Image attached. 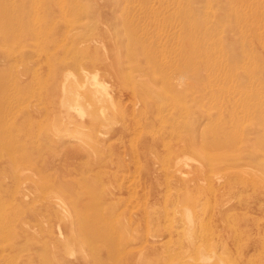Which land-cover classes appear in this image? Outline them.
I'll use <instances>...</instances> for the list:
<instances>
[{"label": "rangeland", "instance_id": "374dc122", "mask_svg": "<svg viewBox=\"0 0 264 264\" xmlns=\"http://www.w3.org/2000/svg\"><path fill=\"white\" fill-rule=\"evenodd\" d=\"M233 10L262 40L245 31L256 41L241 46ZM263 39L264 0H0V125L22 130L5 149L38 152L44 186L33 191L38 168L21 161L23 193L56 204L42 203L48 232H0V253L24 244L47 248V264H264ZM86 72L101 101L70 99L68 124L63 96ZM215 136L230 142L215 147ZM200 164L234 172L236 191L196 177Z\"/></svg>", "mask_w": 264, "mask_h": 264}, {"label": "bare ground", "instance_id": "6f19581e", "mask_svg": "<svg viewBox=\"0 0 264 264\" xmlns=\"http://www.w3.org/2000/svg\"><path fill=\"white\" fill-rule=\"evenodd\" d=\"M252 6L253 5H250L249 6V10H251L252 12H257V11H260L261 9L258 7V6H254L253 9H252ZM234 11V10H233ZM235 12V11H234ZM263 12V11H262ZM261 13V11L259 12ZM235 17L239 20V26H240V23L241 22H244L242 25L243 27L241 28V34H242V37H243V41L241 43V46L243 47L244 45L247 44L248 41H251V42H255L256 40H248V38L245 36V31H250V32H254L255 34V37L256 39H259V40H262V35H261V31L260 29L257 28V32L259 33L258 36H256V30H255V27L253 25V23H250L248 20H247V12L245 13H241L239 11H236L235 12ZM208 22V21H207ZM249 23V25H248ZM246 28V30H245ZM189 39L191 40L193 37H196L198 38L199 37V34H196V30H193V27L190 26V29H189ZM264 40V39H263ZM134 43V42H133ZM116 48V46H115ZM119 50V49H118ZM78 52V51H77ZM194 53V51H193ZM205 55H208V51H206ZM245 56H247V54H245ZM212 65V64H211ZM216 68V67H215ZM214 68V69H215ZM218 68V67H217ZM246 67H242L241 70H243L244 74H246V71L244 70ZM213 69V70H214ZM220 69V68H219ZM226 69V68H225ZM216 70V69H215ZM217 71V70H216ZM223 71H227V70H223ZM83 72V71H82ZM215 72V71H213ZM229 73V71H227ZM80 74V73H79ZM86 75H84L85 77L87 76V72L85 73ZM254 74L253 73H249L248 74V78L251 80L253 78ZM88 77V76H87ZM86 77V78H87ZM70 77L67 78V81H69ZM74 81V88H70L69 89V92L66 95V98H64L63 96V103H62V106L60 109H62V111L65 112V116H66V120H68V124L72 122V120H69V117L67 116L66 114V111L68 109L69 105L68 104V101H73V103H75L76 105L78 104V101L79 100H84L85 103L87 104L88 107H92V106H97L98 103L101 101L99 98H97L96 95H94L92 92H93V87H91V84L89 82H94V80H90L89 77L87 79V83H84V84H81L79 82V80L77 79H73ZM72 82V81H71ZM73 83V82H72ZM76 83V84H75ZM98 83V82H96ZM67 85H65V90H66V87ZM95 86V85H94ZM1 87H0V116L7 113V110H8V107H5V102L3 101V94L1 92ZM64 90V89H63ZM102 92V91H101ZM250 92V91H249ZM248 92V93H249ZM65 93V92H64ZM104 94V93H103ZM99 99V100H98ZM70 103V102H69ZM154 105V104H152ZM73 108V107H71ZM92 109V108H91ZM73 110V109H72ZM222 112L221 113H225V112H228V107H225L222 108ZM225 110V112H224ZM74 111V110H73ZM72 111V112H73ZM231 111V110H230ZM69 112V111H67ZM71 112V111H70ZM71 112V113H72ZM79 114V113H78ZM96 114V113H95ZM5 115H8V114H5ZM15 117H18V115H15V114H11ZM79 118V117H78ZM3 122V121H2ZM6 124L8 125L7 121H5ZM67 122V121H66ZM199 124V123H198ZM198 126V125H197ZM22 130H19V131H13L12 129H8V127L6 128V125L3 123V125H0V215H1V218H0V232L1 233H4V234H10L12 233L13 231H18L20 233V236H22L23 238L27 237L28 233H31L32 235H35V234H43L48 232L47 229L41 225V221H42V218L43 217H39L40 214L42 213L41 210H42V203H46L47 204V207H48V211H52L54 210L55 208V202H53L50 198H39L41 200H38V199H34L32 198L31 200L29 198H27V192L24 194L23 192L26 191L24 190L23 188V185L19 179V173H18V170L20 169L19 168V163H21V161L23 162H30V163H33L35 164V166H37L38 168V173H37V177H36L34 180H32V183H31V188L33 189V191H37L39 194L40 191H42V188L44 186V183H43V180L45 178H43L42 180L40 179L39 177V173L41 171H43L42 169H44V166L41 164L40 166H38L37 164L38 163V157H36V153L38 152H29V151H26L24 154H18L16 151L14 150H8L6 151V146L8 144H10L12 141H14V139H18L19 138V135L21 134ZM202 139V137H201ZM206 139V137H205ZM214 140L213 141H210L211 144H213V146L215 147H220L221 145H224V144H228L230 141H228V139L226 138H218L215 136L213 138ZM207 140V139H206ZM205 140V141H206ZM194 141V140H193ZM203 141V140H202ZM201 142V141H199ZM207 142V141H206ZM203 143V142H202ZM192 144V143H191ZM184 145V144H183ZM194 146V145H193ZM187 147V146H186ZM185 147V148H186ZM188 148V147H187ZM186 148V149H187ZM3 149H5L3 151ZM182 150V149H181ZM189 150V149H188ZM40 153V152H39ZM44 153V152H43ZM48 153V152H47ZM46 154V152H45ZM42 157H44L42 155ZM41 159V158H39ZM43 159V158H42ZM40 160L41 162L43 160ZM35 161V162H34ZM207 163V162H206ZM213 164V163H211ZM208 165V164H206ZM214 165V164H213ZM197 166V165H196ZM196 166L194 169H196ZM201 166V167H200ZM205 166V165H204ZM47 166H45L46 168ZM194 167V166H193ZM42 168V169H41ZM48 168V167H47ZM178 168V167H177ZM206 168V166L204 167ZM202 167V164H200L198 167H197V172L195 173L196 177L198 178H201V180H205L207 183V181H218L220 182V185H221V188L223 190H229L231 192L233 191H236L232 185H230L231 181H229L231 179V177H234L235 174L234 172L233 173H226L228 174L230 177L227 181L225 180V176L226 174H222V176H213L212 174H209L208 172H205L206 169H204ZM208 168V167H207ZM212 168V167H211ZM230 168V167H228ZM172 170V169H171ZM199 170V172H198ZM204 170V171H202ZM213 170V169H212ZM27 170H25L26 172ZM196 171V170H195ZM171 172V171H170ZM22 173V172H21ZM34 173V172H33ZM208 173V174H207ZM30 174V173H29ZM32 174V173H31ZM174 174V173H173ZM191 174V173H190ZM188 175V173H187ZM192 175V174H191ZM33 176V175H32ZM194 176V175H193ZM176 177V176H175ZM184 177V176H183ZM186 177V176H185ZM185 177H184V181H185ZM225 177V178H224ZM187 178V177H186ZM217 178V179H216ZM190 179H193V177L186 179L187 182L190 180ZM31 180V179H30ZM31 182V181H30ZM222 182V183H221ZM247 182V181H246ZM29 183V182H28ZM209 183V182H208ZM26 186V185H25ZM206 186V185H205ZM12 188V190H6V188ZM211 187V186H210ZM246 187V186H245ZM30 188V189H31ZM36 193V192H35ZM26 198V199H25ZM57 211L54 213L52 212L51 216L52 219H56L57 217ZM54 217V218H53ZM198 217V216H197ZM29 218V220L27 221V219ZM199 219V218H198ZM178 220V219H177ZM197 220V219H196ZM226 220V219H225ZM31 221H34V222H31ZM183 221V220H182ZM190 221V220H189ZM195 224V223H194ZM177 226V225H176ZM196 226V225H195ZM180 227V226H179ZM185 227V226H184ZM219 228V227H217ZM197 229V228H196ZM208 229V228H207ZM206 229V231H207ZM52 230V229H51ZM195 230V229H194ZM226 230V229H225ZM211 231V230H210ZM234 231V230H233ZM190 232V231H189ZM198 232V231H197ZM204 232V231H203ZM213 232V231H212ZM152 233V232H151ZM167 233V231H166ZM171 233V232H170ZM185 233V232H184ZM214 233V232H213ZM198 234V233H197ZM206 234V233H204ZM237 234V230L234 231L233 233V236H232V242L234 243L236 240V235ZM85 235V234H84ZM195 235V234H194ZM225 235V234H224ZM122 235H120V239L122 238L121 237ZM199 236V234H198ZM204 236V235H203ZM103 237V235H102ZM168 237V236H167ZM185 237V236H184ZM193 237V236H192ZM238 237V236H237ZM240 241L243 239L242 238V235H240ZM76 238V236H75ZM126 238V237H125ZM131 238V236H130ZM195 238V237H194ZM199 238V237H198ZM79 239V238H76V240ZM117 239V238H116ZM129 239V237H128ZM133 239V237H132ZM135 239V238H134ZM193 239V238H191ZM190 239V240H191ZM203 239V238H202ZM80 240V239H79ZM119 240V239H117ZM159 239H156L155 241H158ZM162 240V238L160 239ZM183 240V239H182ZM200 240V239H199ZM215 241V239H214ZM181 242V241H180ZM192 242V241H191ZM190 242V243H191ZM196 242V241H195ZM198 242V241H197ZM202 242V240H201ZM206 242V241H205ZM79 243V241H78ZM116 243V242H115ZM148 243V242H147ZM167 243V241H166ZM165 243V244H166ZM185 243V242H184ZM123 244V243H122ZM131 244V243H130ZM168 244V243H167ZM197 244V243H196ZM195 244V245H196ZM199 244V243H198ZM202 244H205L202 242ZM201 244V245H202ZM215 244V243H214ZM24 244H19L17 246H13L12 248L9 249L8 252L6 253H0V264H21L22 262H24L25 260L29 259V257H38V258H41V263L42 264H47V256L45 255V251H47L48 249L47 248H41V249H36V248H29L28 245H25V246H22ZM144 245V244H143ZM170 245V244H169ZM168 245V246H169ZM188 245V243H187ZM190 245V244H189ZM194 245V244H193ZM200 245V244H199ZM218 245V243H217ZM221 245V244H220ZM98 246V245H97ZM104 246V245H103ZM119 246V245H118ZM198 246V245H197ZM196 246V247H197ZM211 246V245H210ZM214 246V245H212ZM216 246V244H215ZM222 246V245H221ZM225 246L227 247V244H225ZM142 247V246H141ZM185 247H188V246H185ZM182 246V248H185ZM190 247V246H189ZM199 247V246H198ZM197 247V248H198ZM201 247V246H200ZM168 248V247H167ZM99 249V248H98ZM102 249V248H101ZM146 249V248H145ZM196 249V248H195ZM202 249V248H201ZM220 249V248H219ZM57 249H54L52 250V254L55 256L58 252H56ZM107 250V248L105 249ZM92 252V250H90ZM89 251V252H90ZM182 251V250H181ZM84 251H82L83 253ZM86 252V250H85ZM90 252V253H91ZM108 252V251H107ZM197 252V251H196ZM87 255L88 252H86ZM101 254V253H100ZM85 256V255H84ZM218 257V256H217ZM89 258V257H88ZM91 259V258H90ZM211 259V258H210ZM212 260V259H211ZM92 261V260H91ZM93 263V262H92ZM95 264V263H94ZM206 264V263H205ZM208 264H219V262H213V261H210Z\"/></svg>", "mask_w": 264, "mask_h": 264}]
</instances>
